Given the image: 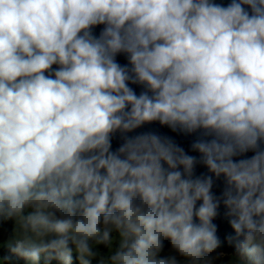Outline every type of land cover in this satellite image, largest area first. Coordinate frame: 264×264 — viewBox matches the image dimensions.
I'll list each match as a JSON object with an SVG mask.
<instances>
[{"label":"clouds","instance_id":"9594fccd","mask_svg":"<svg viewBox=\"0 0 264 264\" xmlns=\"http://www.w3.org/2000/svg\"><path fill=\"white\" fill-rule=\"evenodd\" d=\"M153 123L196 134L199 159L156 132L128 135ZM197 163L212 175L194 178ZM221 200L229 264H264V0H0V220L15 222L13 254L214 264ZM165 240L183 261L161 255Z\"/></svg>","mask_w":264,"mask_h":264},{"label":"water","instance_id":"95a60500","mask_svg":"<svg viewBox=\"0 0 264 264\" xmlns=\"http://www.w3.org/2000/svg\"><path fill=\"white\" fill-rule=\"evenodd\" d=\"M213 2H215L217 4H221L223 6H227L231 2V0H213ZM103 27H104L103 25L95 26L92 29L93 34L96 36H99ZM117 62L120 63L121 65H128L127 57L125 54L118 55L117 56ZM128 66L130 67V65H128ZM53 67L55 68L58 66L54 65ZM130 86L134 88V90L137 92V94H139L142 90H144L142 88V86H139V85L130 84ZM145 131H153V132H156L162 136L170 137L171 139H173V141L178 146L183 147L189 155L197 156V158L199 159V154L196 152H193L191 150V143L196 139V134L188 135V134L182 133L180 131L173 132L171 129H169L167 127H162L158 123H153L150 125H145L142 128L137 129L135 132L129 133L128 135L133 136V135L139 134L141 132H145ZM122 142L123 141H122L120 135L116 134L112 139V150L115 151L120 146V144ZM252 154L253 153L248 152L244 156L236 157L235 159L247 158V157H250ZM202 175L207 176V175H212V174L208 172L207 168L204 165L197 163V165L194 168V178L202 176ZM213 181L214 182H213L212 193L218 198L222 197V193L226 187L224 177L221 176L219 178H216L213 176ZM199 203L200 202H198L197 206H199ZM226 211L227 210L224 207L223 202L221 200L220 207L218 208V215L213 220V223L217 227V236L220 240V246L213 253L210 254L211 256H214V255L219 254V253L235 255L234 245L230 244L227 240L228 236L234 235V231L232 230V228L230 226V223H229L230 218L226 215ZM164 245L165 246H164L163 251L170 249L171 252L174 255H176L178 259L180 258L179 253L175 252V250H173L171 248V243L169 240H165Z\"/></svg>","mask_w":264,"mask_h":264},{"label":"trees","instance_id":"16d2710c","mask_svg":"<svg viewBox=\"0 0 264 264\" xmlns=\"http://www.w3.org/2000/svg\"><path fill=\"white\" fill-rule=\"evenodd\" d=\"M12 226L13 220H0V244H2L0 248V264H25L26 261L18 255L13 254L10 251L9 244H5L12 238ZM40 264H60V262L55 259L46 261L42 257ZM72 264H81L77 253H73L72 255ZM91 264H98V261L93 259Z\"/></svg>","mask_w":264,"mask_h":264},{"label":"rangeland","instance_id":"374dc122","mask_svg":"<svg viewBox=\"0 0 264 264\" xmlns=\"http://www.w3.org/2000/svg\"><path fill=\"white\" fill-rule=\"evenodd\" d=\"M32 210H33L32 208H28V209L26 210V213H27V212H30V211H32ZM14 227H15V222H14V220H13V226H12V238H13ZM111 237H112L111 250H112V251H115L116 248H118V246H119V240H120V237H119L118 233H116V232H113V233L111 234ZM12 238H11V240H12ZM11 240H10V241H11ZM10 241H9V242H10ZM9 242H7V243H5V244H9ZM1 246H2V244H0V248H1ZM102 246H103V247H102ZM95 248H96V250H98L102 255H107V254L109 253V248L106 247V246H104V245H96ZM170 252H171V250H170V249H167V250L163 251V252L161 253V255H167V254H169ZM73 253H76L75 250H73ZM171 254H173V253L171 252ZM173 255H174V254H173ZM234 256H235V255L219 253V254H216V255H214V256H212V257H218V258L215 260L214 264H229V261H230ZM183 259H184L183 257H180V258H179V260H181V261H183ZM0 263H1V260H0ZM25 264H27V262H25Z\"/></svg>","mask_w":264,"mask_h":264}]
</instances>
